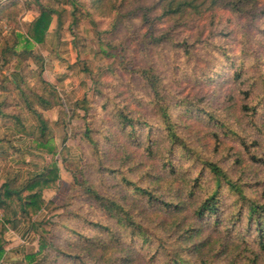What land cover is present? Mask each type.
<instances>
[{
    "label": "rangeland",
    "instance_id": "1",
    "mask_svg": "<svg viewBox=\"0 0 264 264\" xmlns=\"http://www.w3.org/2000/svg\"><path fill=\"white\" fill-rule=\"evenodd\" d=\"M39 1L57 12L43 46L25 49L20 20L33 0L3 33L28 60L23 84L0 67V103L19 115V135L29 140L38 126L27 100L55 148L20 156L2 143L13 161H0V176L22 171L20 187L49 167L61 172L45 209L27 221L35 244L26 256L37 253L34 264H264V0H175L193 7L166 17L159 0ZM30 10L38 13L36 2ZM44 48L50 60L70 54L72 63L56 64L65 73L44 75L53 62ZM13 125L0 117V139ZM211 197L215 207L204 210Z\"/></svg>",
    "mask_w": 264,
    "mask_h": 264
},
{
    "label": "trees",
    "instance_id": "2",
    "mask_svg": "<svg viewBox=\"0 0 264 264\" xmlns=\"http://www.w3.org/2000/svg\"><path fill=\"white\" fill-rule=\"evenodd\" d=\"M160 1V7L163 13V17L166 16H173L177 15L180 12H183L182 10L188 6L193 7L192 4H189L188 2H177L174 4L175 0H159ZM37 6H38V13L35 16V18L30 22L29 27L24 35V41L26 43L25 49H30L31 43L35 45H41L45 42V39L49 35L48 29L51 21L52 15L57 16V12L55 9H53L51 6L47 7L43 4H40L39 0H35ZM59 3V1H58ZM23 5L26 8V4L23 3ZM20 12L18 13V11ZM24 11V9L20 6V2L12 1L10 4L0 8V49H2L6 53H11L12 56L15 58H19L17 60L15 68L13 73L11 74V81L15 86L19 88V85H22L23 83V73L25 70H28V67H26L25 63H28L26 59H22L18 57L17 52L14 50V48H9L5 42V34L6 31L4 29L7 28V24L14 22V17L11 16L12 13H15L16 16L21 15V12ZM17 18V17H16ZM58 18V17H57ZM14 24V23H13ZM59 24V23H58ZM6 27V28H5ZM18 29H12L10 30V33L14 35L15 40L17 41V38H19ZM57 32V31H55ZM17 33V34H16ZM16 46V45H15ZM14 46V47H15ZM28 52V58L29 60H32V58L35 59L33 56L31 50H25V53ZM143 75L147 76L148 83L151 87V90H153L156 93V97L159 98V78L155 77L153 75L152 71L148 72H142ZM7 81V79H4ZM161 97V96H160ZM41 101V100H40ZM165 101V100H164ZM25 105L27 112L29 114H33L35 116L36 121L38 122V126L35 128L33 132H30L28 135L30 137V147L33 149L39 150V151H45L50 154H55V148H51L47 146V140L44 139L45 133L47 131V125L45 121L41 118L40 114L37 112V110H34L31 108V104L25 100ZM42 105H47L46 102L42 101ZM5 104L0 103V117L5 118L8 120L14 121V130L13 132L19 134L23 132L21 129L23 128L22 121L20 120L19 115L14 114H6L4 111ZM166 121L168 119V115L166 114ZM169 124V122H168ZM89 129H85L84 138H88ZM4 143L9 145L10 150H14L16 154L20 155L22 154V150L14 147L12 145L11 139L5 138L0 139V146ZM213 164H209L211 166ZM213 173L215 176H218L216 178L220 179V177L223 176V172L220 171V169L213 165ZM224 179V177H222ZM15 179L6 177L5 179H2V183L0 184V261L3 257L4 250V240L3 236L5 235L7 228V225L14 224V220L19 217L23 220L28 221L31 217H34L39 211L45 209L47 202H45L42 199V191L44 189H50L55 188L58 183V169L56 166H53L52 168L49 167L46 170H41L37 174L31 175L27 177V180H25L23 183L20 184V187H14ZM213 201V198L211 197L208 202H206L202 208L205 210V208L211 204ZM113 209V205L110 206ZM212 207H215V203L210 205L209 210H212ZM252 211L257 210L260 208L259 206H252ZM14 209V210H13ZM261 209L264 211V206L261 207ZM202 210H199V213ZM260 228L258 229V233H260V247L264 248V238L262 236V227L261 224ZM40 249H45V245L41 243ZM38 256L37 253L26 256V259L31 262L30 264H34L36 257ZM38 264V263H36ZM190 264V263H187Z\"/></svg>",
    "mask_w": 264,
    "mask_h": 264
},
{
    "label": "crops",
    "instance_id": "3",
    "mask_svg": "<svg viewBox=\"0 0 264 264\" xmlns=\"http://www.w3.org/2000/svg\"><path fill=\"white\" fill-rule=\"evenodd\" d=\"M12 1H17L20 3L23 2V0H0V8L10 4V2H12ZM34 4H35L34 0H33V2H27V6L30 8H32L34 6ZM30 8L28 9L27 12H25L26 14L20 20L21 23L27 27H29L30 22L37 15V13L31 11ZM54 28H56V20L55 19H53L51 21V25H50V28L48 29V32L50 33L51 29H54ZM15 44H16V41L14 44H12V46H15ZM31 45H35V44L31 43ZM40 46H43V45L41 44ZM63 47L71 49L70 44L68 46L61 45L60 48L63 49ZM10 48H12V47L10 46ZM49 53H51L50 48H49V51H48V49L44 48V50L41 52V56L44 60H46L48 62L53 61L51 66L49 65V67H48L49 69H46V72H44V75L47 77H51L52 74L53 75H60L62 73H65V70H62V69L58 70L56 64L60 63V62L72 63L71 59L69 60V58H68L70 54L68 55L67 51L63 50V54L60 55L61 57L57 58V55H56L55 59L50 60V59H46V56H45V54L47 55ZM7 54L8 53H6L2 49H0V67L3 66V68H5V66L8 67L10 65L11 73H13L14 68H15L14 63H16V60H14V57L6 56ZM67 55H68V57H67ZM75 57L78 58L76 55H75ZM10 133H11L10 139H11L12 145L14 147L22 150L23 152H25L30 147V141L29 140L22 138L19 134L15 133V132H10ZM18 142H19V144H18ZM45 154L51 155L47 152ZM8 159H10L9 150L7 148H5L3 145L0 146V161L5 162ZM8 161L11 162L13 160H8ZM57 169H58V173L61 174L59 168H57ZM23 174L24 173L22 171L11 169L7 173H5V176H4V174L2 176H0V179H4L6 177H9L11 179L17 177V178L21 179L23 177L22 176ZM53 190L54 189H52V188L44 189L42 191V199L44 201H46L45 198L43 197V195L45 193H48V192L51 193V192H53ZM29 227L30 226L28 225V222L26 220L19 218V217H17L14 220V224L6 226L7 231H6L5 235L3 236V240L5 243L3 246L4 254H3V257L0 261V264H22V262H21L22 260H18V259H26V254H28L29 247L34 246V244H35L33 235L31 236V234H29L30 233Z\"/></svg>",
    "mask_w": 264,
    "mask_h": 264
}]
</instances>
